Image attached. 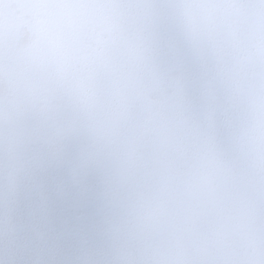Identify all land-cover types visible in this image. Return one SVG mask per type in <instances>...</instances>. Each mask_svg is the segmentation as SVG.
Segmentation results:
<instances>
[{
  "label": "clouds",
  "instance_id": "9594fccd",
  "mask_svg": "<svg viewBox=\"0 0 264 264\" xmlns=\"http://www.w3.org/2000/svg\"><path fill=\"white\" fill-rule=\"evenodd\" d=\"M0 264H264V0H0Z\"/></svg>",
  "mask_w": 264,
  "mask_h": 264
}]
</instances>
